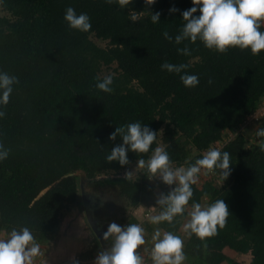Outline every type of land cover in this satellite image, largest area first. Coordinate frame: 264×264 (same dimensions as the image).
Instances as JSON below:
<instances>
[{"label":"trees","instance_id":"16d2710c","mask_svg":"<svg viewBox=\"0 0 264 264\" xmlns=\"http://www.w3.org/2000/svg\"><path fill=\"white\" fill-rule=\"evenodd\" d=\"M69 7L90 17L89 32L68 27L64 15ZM191 7V0H156L151 6L132 0L124 9L105 0H0L5 13L0 15V72L18 79L8 104L0 105L5 112L0 144L10 150L0 161L1 231L28 227L38 243L49 241L64 212L82 207L76 172L95 180L96 187L116 190L130 211L146 205L153 192L147 169L141 180L119 173L139 159L147 161L157 140L149 153L129 151L123 167L106 160L122 143L120 136L109 140L115 127L140 122L156 133L163 130L174 166L194 164L224 135L232 136L220 148L230 154L231 174L221 184L217 170L199 189L193 185L189 201L191 206L205 196L210 204L223 199L229 209L226 225L206 241L191 236L184 245V264H237L224 254L226 248L249 254V264H264V137L247 146L239 130L241 124L254 123L264 99V51L253 56L250 50L230 48L218 54L199 40L177 45L182 13ZM157 12L154 24L151 15ZM134 13L139 14L135 20ZM165 31L172 40L165 39ZM91 35L107 41L106 48L93 43ZM185 46L190 56L177 51ZM165 62L188 67L169 73L161 69ZM114 64L113 91L104 93L96 87L103 80L100 69ZM185 72L198 76L197 87L183 85ZM192 151L196 155L188 160ZM103 174L113 175L99 178ZM142 226L152 232L148 222ZM94 241L93 250H99Z\"/></svg>","mask_w":264,"mask_h":264},{"label":"clouds","instance_id":"9594fccd","mask_svg":"<svg viewBox=\"0 0 264 264\" xmlns=\"http://www.w3.org/2000/svg\"><path fill=\"white\" fill-rule=\"evenodd\" d=\"M109 5L117 4L124 9L132 3V0H105ZM156 0H145L146 6H151ZM193 7L182 13L184 25L181 32L175 36L177 45L187 40L196 44L199 40L208 50H214L218 54H227L230 48H238L241 51L250 50L253 56L264 51V32L260 30L264 25V0H191ZM170 12L178 11L172 8ZM199 12V16L194 13ZM139 14L134 13L135 20ZM160 13L151 15L152 23L159 22ZM64 21L72 30L87 33L91 29L90 17L86 13L77 15L72 7L65 11ZM165 39L172 40L168 32L163 33ZM179 53L190 56V49L185 46L177 50ZM187 64H171L165 62L162 70L179 74L184 72ZM180 80L186 88H195L199 84L196 75L185 72ZM18 83L15 76L0 72V105L6 106L13 91V85ZM211 83V81H209ZM113 77H105L96 87L104 93H111ZM5 112L0 111V118ZM158 133L140 122L129 123L125 126L115 127V131L109 136V140H116L120 136L122 143L115 146L107 162H118L120 166L129 164L128 152L136 154L149 153L151 146L156 142ZM264 137V129L256 133ZM264 150V149H262ZM9 149L0 144V161L9 156ZM231 157L229 152L218 148H209L202 158L188 167L173 168L168 152L160 144L152 150L150 158L146 161L139 159L136 168L147 169L150 180L159 179L167 186L175 185L167 195L161 194L156 201V207L148 210L145 219L156 226L151 236L152 247H143L145 228L141 223H129L122 227L115 222L109 224L107 231L103 232L104 241H110L111 246L107 250L98 253L94 264H145L141 251L148 253L151 264H184V241L181 236L159 227L166 222L172 225L177 217H183L187 213L186 222L183 225L184 233L190 238L195 237L206 241L217 235L218 229H223L229 216L228 205L223 199H218L210 205L193 203L189 208V201L193 197L192 186L199 182L201 175L208 177L215 175L219 170L221 184L231 174ZM133 172H126L125 179L131 178ZM207 200V196H205ZM159 209V211H157ZM207 247V244H204ZM41 244L37 242L32 231L28 227L15 228L0 238V264H37L38 258L44 257ZM72 264H78L75 257L70 258Z\"/></svg>","mask_w":264,"mask_h":264},{"label":"rangeland","instance_id":"374dc122","mask_svg":"<svg viewBox=\"0 0 264 264\" xmlns=\"http://www.w3.org/2000/svg\"><path fill=\"white\" fill-rule=\"evenodd\" d=\"M5 13L2 12L0 10V15H4ZM90 40L95 43L97 46L102 47V48H106L108 42L105 40H101L99 38H96L95 36L91 35L90 36ZM115 68L116 65H112L109 67H102L100 69V73L99 76L101 78H105L109 75H115L117 74V72H115ZM258 112L255 113V115H253L252 119L254 123H247L245 125L241 124L239 130L243 131V134L245 135L248 144L254 143L256 137L261 138L260 136H257L256 133L258 130L260 129H264V99H262L260 101V106L257 110ZM163 138V130L161 129L158 132L157 135V146L163 144L162 141ZM232 138V136H225L222 138L223 140L220 142H217L215 145H213L212 148H218L220 149L225 143H227L230 139ZM258 141V139H257ZM251 142V143H250ZM256 143V142H255ZM196 155V152L194 153L192 151L191 155L189 156L188 160L192 157H194ZM137 166V162L131 163L124 171H122L120 174V176L125 177V173L126 172H133V175L130 179L132 180H141L142 178V170L143 169H138L136 168ZM173 168H177V167H186L185 164H182L181 166H174L172 165ZM75 176L78 177V183L80 186H82L85 194L90 195L93 198V201H95L97 203V205H100L102 208V214H100L99 218H95L94 215V219L96 220V225L98 226V228L100 227L101 231H103L104 228H106V226H109L110 223L115 222L118 225L124 227L125 224L129 223L130 220V216H134L137 220L140 219V217L143 215V213L147 210V209H151L153 207H156V201L159 198V196L161 194L167 195L168 192H170L172 190V188L175 187V185L172 186H167L165 184L162 183V181H160L159 179H151L148 178L147 181L150 183V185L153 187V192L151 194V197L149 198V202L146 203V205H143L142 208H140V210H137L136 212H134L133 210H129L127 208H125V202L124 200L118 196L116 190L112 189L110 190V186H105V187H96L94 186V182L93 181H89L85 178L84 174L82 172H76L74 173ZM106 175H113V174H106ZM106 175H101L99 178H104L106 177ZM209 178L208 177H204L203 175L200 176L199 178V182L197 184H195L197 186V188L199 189L202 184L204 183V181H208ZM216 184H218V181H215ZM202 205H210V201L205 200V198L202 199L201 201ZM191 206H189L190 208ZM146 209V210H144ZM93 212L94 210L91 209ZM81 211L83 213V207H81ZM157 211H159V209H157ZM68 212V211H67ZM97 216V215H96ZM187 219V213H185V215L183 217H177L176 220H174L172 225L167 224L166 222L163 223V225H159L160 228H162L165 231H170L176 235L181 236V238L184 241V245L185 243H187L189 237L184 233L183 231V225L186 222ZM149 226L151 227V233L148 232V230L146 232V236L145 239L147 241V243L143 246V247H148L149 249L152 247V243H151V236L154 232V229L156 226H153L149 223ZM95 243V242H94ZM93 244L89 246L88 251L91 252V250L93 251ZM95 251V250H94ZM224 254L231 260L235 261L237 264H249L250 260H251V256L249 254H238L230 249H224ZM78 258H81V260L85 259L86 256H84V254H80V256H78ZM145 264H151V260L147 259L145 261ZM226 264V263H224Z\"/></svg>","mask_w":264,"mask_h":264},{"label":"crops","instance_id":"0c3cea01","mask_svg":"<svg viewBox=\"0 0 264 264\" xmlns=\"http://www.w3.org/2000/svg\"><path fill=\"white\" fill-rule=\"evenodd\" d=\"M89 199L92 202V197H89ZM98 207L94 208L95 210L96 208L98 209L96 211L97 215L100 212L102 213L101 206L98 205ZM140 208L142 207L135 208L133 211L136 212ZM143 219L142 215L138 221H143ZM143 222H147V220ZM5 234L4 231L0 230V238H4ZM95 238L85 218L84 211L82 213L80 208L72 207L64 212L60 225L50 240L45 244H41V249L45 255L42 258H38L37 264H72L70 258L75 257L76 260L80 254H86L89 246L95 242Z\"/></svg>","mask_w":264,"mask_h":264},{"label":"water","instance_id":"95a60500","mask_svg":"<svg viewBox=\"0 0 264 264\" xmlns=\"http://www.w3.org/2000/svg\"><path fill=\"white\" fill-rule=\"evenodd\" d=\"M80 194H81L82 207H83L85 218H86L92 232L94 233L96 239L98 240L101 248L107 249L108 246L102 238V231L100 228H98L96 223L93 221L89 196L87 194H85L82 186H80Z\"/></svg>","mask_w":264,"mask_h":264},{"label":"built area","instance_id":"2783aa9c","mask_svg":"<svg viewBox=\"0 0 264 264\" xmlns=\"http://www.w3.org/2000/svg\"><path fill=\"white\" fill-rule=\"evenodd\" d=\"M147 214H148V211L143 213V217H144L143 221L146 220V219H145V216H146ZM143 221H142V222H139V223L142 224ZM107 246H108V247H107V249H108V248L111 246V242L107 243ZM146 248H148V247H146ZM107 249H102V248H100L99 250H96V251L93 250V251L91 252L90 257H86V258L83 259V260H81V258H77L76 260L78 261V264H94V261H95L97 255H98V253H99L100 251H102V250H107ZM141 255L144 257V260H145V261H146L147 259H148V260L150 259V256H149L148 253H145V252L141 251Z\"/></svg>","mask_w":264,"mask_h":264},{"label":"flooded vegetation","instance_id":"af4514ba","mask_svg":"<svg viewBox=\"0 0 264 264\" xmlns=\"http://www.w3.org/2000/svg\"><path fill=\"white\" fill-rule=\"evenodd\" d=\"M90 198H91V196L90 195H88ZM92 200H93V198H92ZM91 201V200H90ZM94 204V203H93ZM91 205V209H93L94 210V212L91 210V212H92V216L94 215V217L95 218H99V216H100V214H102L101 212H100V214L99 215H97L98 213L96 212L98 209L96 208V210L94 209L95 207H98V205H97V203H96V205L94 204V205ZM100 206V205H99ZM99 208V207H98ZM97 215V216H96ZM94 217H93V219H94ZM94 221L96 222V220L94 219Z\"/></svg>","mask_w":264,"mask_h":264}]
</instances>
